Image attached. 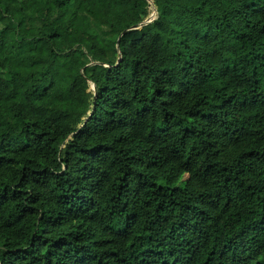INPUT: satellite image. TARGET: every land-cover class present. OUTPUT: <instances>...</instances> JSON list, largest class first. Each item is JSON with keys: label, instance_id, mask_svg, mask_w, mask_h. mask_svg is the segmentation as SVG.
Here are the masks:
<instances>
[{"label": "trees", "instance_id": "obj_1", "mask_svg": "<svg viewBox=\"0 0 264 264\" xmlns=\"http://www.w3.org/2000/svg\"><path fill=\"white\" fill-rule=\"evenodd\" d=\"M28 1L0 0V264H264V0Z\"/></svg>", "mask_w": 264, "mask_h": 264}, {"label": "rangeland", "instance_id": "obj_2", "mask_svg": "<svg viewBox=\"0 0 264 264\" xmlns=\"http://www.w3.org/2000/svg\"><path fill=\"white\" fill-rule=\"evenodd\" d=\"M150 2L152 3V0H150ZM28 5H29V7H34L36 5V3L33 0H29L28 1ZM155 12L156 11L153 10V16L155 15ZM91 89L94 91V86L93 85H91ZM185 178H187V176Z\"/></svg>", "mask_w": 264, "mask_h": 264}, {"label": "water", "instance_id": "obj_3", "mask_svg": "<svg viewBox=\"0 0 264 264\" xmlns=\"http://www.w3.org/2000/svg\"><path fill=\"white\" fill-rule=\"evenodd\" d=\"M153 16V14L151 15ZM150 21V19L146 20L145 22L141 23V25L145 24L146 22ZM135 28V27H134ZM94 86V85H93ZM94 89H95V86H94Z\"/></svg>", "mask_w": 264, "mask_h": 264}]
</instances>
